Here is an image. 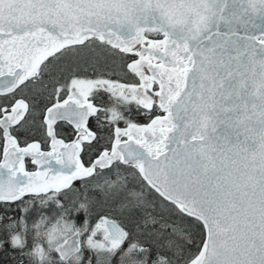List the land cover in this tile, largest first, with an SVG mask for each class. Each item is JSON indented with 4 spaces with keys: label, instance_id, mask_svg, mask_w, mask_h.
Masks as SVG:
<instances>
[{
    "label": "snow or ice",
    "instance_id": "1",
    "mask_svg": "<svg viewBox=\"0 0 264 264\" xmlns=\"http://www.w3.org/2000/svg\"><path fill=\"white\" fill-rule=\"evenodd\" d=\"M5 259L264 264V0H0Z\"/></svg>",
    "mask_w": 264,
    "mask_h": 264
},
{
    "label": "trees",
    "instance_id": "2",
    "mask_svg": "<svg viewBox=\"0 0 264 264\" xmlns=\"http://www.w3.org/2000/svg\"><path fill=\"white\" fill-rule=\"evenodd\" d=\"M62 128L64 130V132H62V133H64L65 135H67L70 132V129H66L64 127H62ZM40 138H41L40 132L36 131L35 134L30 136L28 139H29V141H31L32 139H40ZM4 264H8V261L6 259L4 260Z\"/></svg>",
    "mask_w": 264,
    "mask_h": 264
},
{
    "label": "rangeland",
    "instance_id": "3",
    "mask_svg": "<svg viewBox=\"0 0 264 264\" xmlns=\"http://www.w3.org/2000/svg\"><path fill=\"white\" fill-rule=\"evenodd\" d=\"M60 131L61 132H64L63 128H61ZM34 134H35V132L28 134V137L27 138H29L30 136H32ZM45 149H48V148H45ZM29 170H31V166H29Z\"/></svg>",
    "mask_w": 264,
    "mask_h": 264
},
{
    "label": "water",
    "instance_id": "4",
    "mask_svg": "<svg viewBox=\"0 0 264 264\" xmlns=\"http://www.w3.org/2000/svg\"><path fill=\"white\" fill-rule=\"evenodd\" d=\"M45 150H50V149H45Z\"/></svg>",
    "mask_w": 264,
    "mask_h": 264
}]
</instances>
